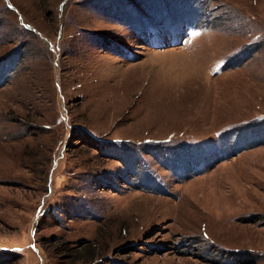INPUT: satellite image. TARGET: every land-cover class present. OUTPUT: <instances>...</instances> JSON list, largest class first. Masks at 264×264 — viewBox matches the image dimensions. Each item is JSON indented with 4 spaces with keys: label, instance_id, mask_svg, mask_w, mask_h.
I'll list each match as a JSON object with an SVG mask.
<instances>
[{
    "label": "rangeland",
    "instance_id": "obj_1",
    "mask_svg": "<svg viewBox=\"0 0 264 264\" xmlns=\"http://www.w3.org/2000/svg\"><path fill=\"white\" fill-rule=\"evenodd\" d=\"M0 264H264V0H0Z\"/></svg>",
    "mask_w": 264,
    "mask_h": 264
},
{
    "label": "trees",
    "instance_id": "obj_2",
    "mask_svg": "<svg viewBox=\"0 0 264 264\" xmlns=\"http://www.w3.org/2000/svg\"><path fill=\"white\" fill-rule=\"evenodd\" d=\"M87 135H88V134H87ZM84 137H87V136H86V134L83 132V133H82V138H84ZM90 141L93 142V143H96L94 140H91V139H90ZM96 148H97V147H96Z\"/></svg>",
    "mask_w": 264,
    "mask_h": 264
},
{
    "label": "crops",
    "instance_id": "obj_3",
    "mask_svg": "<svg viewBox=\"0 0 264 264\" xmlns=\"http://www.w3.org/2000/svg\"><path fill=\"white\" fill-rule=\"evenodd\" d=\"M191 155H195V153L194 152H191Z\"/></svg>",
    "mask_w": 264,
    "mask_h": 264
}]
</instances>
